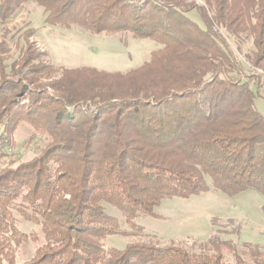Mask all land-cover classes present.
<instances>
[{
	"label": "trees",
	"instance_id": "obj_1",
	"mask_svg": "<svg viewBox=\"0 0 264 264\" xmlns=\"http://www.w3.org/2000/svg\"><path fill=\"white\" fill-rule=\"evenodd\" d=\"M29 1L0 0V24ZM35 1L49 26L131 34L161 48L127 72L58 71L36 65L39 55L28 48L11 73L2 71L0 264H264L259 247L244 244L254 249L249 262L219 233L197 251L154 244L137 223L158 218L165 200L212 191L264 196V114L256 103L264 90V0H204L207 8L187 0ZM194 10L204 27L188 17ZM220 31L252 39L251 73ZM26 68L34 75L24 78ZM24 124L46 143L32 159L3 167ZM18 217L39 232H24ZM114 236L134 241L105 248ZM30 243L32 257L20 262Z\"/></svg>",
	"mask_w": 264,
	"mask_h": 264
},
{
	"label": "rangeland",
	"instance_id": "obj_2",
	"mask_svg": "<svg viewBox=\"0 0 264 264\" xmlns=\"http://www.w3.org/2000/svg\"><path fill=\"white\" fill-rule=\"evenodd\" d=\"M195 2L200 7H206L204 0H187ZM46 13L35 0L26 3L16 15L5 24H0V46L4 47L1 73H11L16 62L32 48L39 55L36 65L52 66L54 69H76L82 67L95 68L101 71L127 72L139 68L148 62L153 52L161 46L152 40L135 39L131 34L95 35L81 28L71 30L53 27L45 23ZM192 20L204 27L197 11L188 14ZM223 38L235 54L246 73H251L253 41L249 37L236 39L220 31ZM29 52L28 54H30ZM15 70V69H14ZM16 71H19L17 68ZM31 69L23 70L24 78L31 77ZM36 74V73H35ZM41 75V74H39ZM60 73L55 74L49 82L57 80ZM23 78V77H22ZM44 81H47L43 79ZM257 90L254 81L251 82ZM264 94V90L262 91ZM258 93L257 108L264 114V98ZM33 129L21 125L15 134L14 148L6 147L8 157L3 161V167L15 166L19 161L32 159L44 146L46 139L41 136L33 138ZM264 196L254 190L229 196L223 192H210L190 199H170L162 202L155 211L158 218L141 216L137 223L145 228L154 244L160 246L193 247L200 251L213 234L219 233L223 240L235 241L236 250L249 262H254V249H248L244 244L259 247L264 258ZM110 215L120 219L126 226L120 213L107 207ZM20 228L24 232H39L38 228L18 217ZM238 237L235 232H238ZM134 239L114 236L104 241L105 248L124 249ZM35 245H25L19 255V261L29 260ZM224 255L232 260L233 252L224 250Z\"/></svg>",
	"mask_w": 264,
	"mask_h": 264
}]
</instances>
